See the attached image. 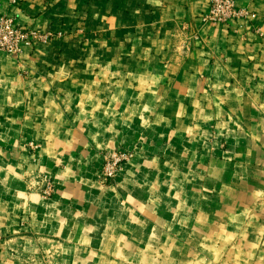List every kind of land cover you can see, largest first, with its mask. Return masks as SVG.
<instances>
[{
    "label": "crops",
    "instance_id": "0c3cea01",
    "mask_svg": "<svg viewBox=\"0 0 264 264\" xmlns=\"http://www.w3.org/2000/svg\"><path fill=\"white\" fill-rule=\"evenodd\" d=\"M234 1L0 0L47 35L0 52V264H264V0Z\"/></svg>",
    "mask_w": 264,
    "mask_h": 264
},
{
    "label": "built area",
    "instance_id": "2783aa9c",
    "mask_svg": "<svg viewBox=\"0 0 264 264\" xmlns=\"http://www.w3.org/2000/svg\"><path fill=\"white\" fill-rule=\"evenodd\" d=\"M11 3H16L17 0H10ZM248 12L239 8L234 0H209L208 12L203 14L201 20L208 25L225 24L231 20L245 18ZM47 35L38 34L35 31L21 27L15 24V19L10 16L0 17V52L4 51L11 54H17L23 46H31L41 39H45ZM128 159L125 153H111L105 157V167L103 175L112 177L118 164ZM50 183H47L44 194L50 192Z\"/></svg>",
    "mask_w": 264,
    "mask_h": 264
},
{
    "label": "rangeland",
    "instance_id": "374dc122",
    "mask_svg": "<svg viewBox=\"0 0 264 264\" xmlns=\"http://www.w3.org/2000/svg\"><path fill=\"white\" fill-rule=\"evenodd\" d=\"M111 153H118V154L125 153V154L128 155V159L122 161L121 164H120V163L118 164V166H117L118 168L116 169V172H115V174H114L112 177H105V176L103 175V170H104V167H105V157H106L107 155L111 154ZM131 156H132L131 153H129V152H125V151H122V150H114V151H112V152H110V153H106V154L104 155V158H103V164H102V167H101V179L104 180V181H107V182L112 181V180L115 178V176H116V175L122 170L123 165H124L127 161H129V159L131 158Z\"/></svg>",
    "mask_w": 264,
    "mask_h": 264
}]
</instances>
